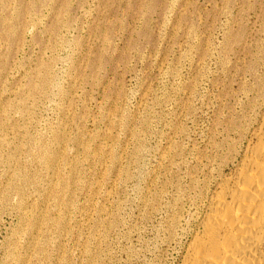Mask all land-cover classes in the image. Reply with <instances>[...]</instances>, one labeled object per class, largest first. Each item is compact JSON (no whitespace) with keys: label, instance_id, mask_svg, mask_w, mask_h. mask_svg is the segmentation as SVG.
<instances>
[{"label":"rangeland","instance_id":"obj_1","mask_svg":"<svg viewBox=\"0 0 264 264\" xmlns=\"http://www.w3.org/2000/svg\"><path fill=\"white\" fill-rule=\"evenodd\" d=\"M263 116L264 0H0V264H182Z\"/></svg>","mask_w":264,"mask_h":264},{"label":"bare ground","instance_id":"obj_2","mask_svg":"<svg viewBox=\"0 0 264 264\" xmlns=\"http://www.w3.org/2000/svg\"><path fill=\"white\" fill-rule=\"evenodd\" d=\"M251 140L210 196L182 264H264V116Z\"/></svg>","mask_w":264,"mask_h":264}]
</instances>
